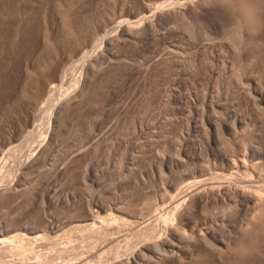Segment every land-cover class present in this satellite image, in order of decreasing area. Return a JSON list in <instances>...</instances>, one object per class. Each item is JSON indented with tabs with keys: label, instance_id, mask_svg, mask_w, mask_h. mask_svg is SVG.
Masks as SVG:
<instances>
[{
	"label": "rangeland",
	"instance_id": "obj_1",
	"mask_svg": "<svg viewBox=\"0 0 264 264\" xmlns=\"http://www.w3.org/2000/svg\"><path fill=\"white\" fill-rule=\"evenodd\" d=\"M191 2L0 0V264H264V204L240 193L264 198V0H208L184 18ZM79 77L82 96L55 111ZM50 116L47 156L23 167ZM87 217L107 238L86 236ZM25 230L37 237L14 241Z\"/></svg>",
	"mask_w": 264,
	"mask_h": 264
},
{
	"label": "bare ground",
	"instance_id": "obj_2",
	"mask_svg": "<svg viewBox=\"0 0 264 264\" xmlns=\"http://www.w3.org/2000/svg\"><path fill=\"white\" fill-rule=\"evenodd\" d=\"M198 1V3L200 2L201 3V5H198V6H194L193 4H192V2H191V4L193 5V6H188V7H190V8H187V9H185L184 7H178L177 8V12L178 13H180L181 15H183V17H184V15H186V14H188V13H190V12H192V13H194V12H197L198 11V8L199 7H202L203 5H206V3H208V0H194V3L195 2H197ZM211 1V0H210ZM199 3V4H200ZM181 4V3H180ZM190 4V5H191ZM197 4V3H196ZM176 5V4H175ZM189 5V4H188ZM197 10V11H196ZM174 11V10H173ZM176 11V10H175ZM250 11V10H249ZM192 16V15H191ZM248 16V15H247ZM255 17V16H254ZM185 18V17H184ZM142 20V19H141ZM137 21V20H136ZM145 21V20H144ZM139 22H141L140 20H139ZM133 23H134V21H133ZM150 23H151V21H150ZM131 24V23H130ZM129 24V25H130ZM136 24V23H135ZM118 25H121V24H118ZM128 25V27L126 26V29H123V32L124 33H126V34H129V35H131L130 34V32L132 33L133 32V30H134V25H133V27H132V25H130L129 26ZM153 25V24H152ZM123 27V26H122ZM125 27V26H124ZM145 27V26H144ZM63 28V27H62ZM115 28V27H114ZM139 28V27H138ZM120 30H121V28H120ZM138 30V32H139V29H137ZM144 30H145V28H144ZM136 31V30H135ZM134 31V32H135ZM142 32H143V30H142ZM153 32V31H152ZM121 33V32H120ZM140 33V32H139ZM122 34V33H121ZM121 34H119V35H121ZM138 34V33H137ZM136 34V35H137ZM105 35V34H104ZM103 35V37H101L102 39H101V41L102 42H104V43H106V42H108V40L109 39H111V38H113L114 39V37L113 36H109V35H106V36H104ZM128 35V36H129ZM99 38V37H98ZM122 38V37H121ZM134 38V37H133ZM120 39V38H119ZM141 39V38H140ZM90 40V39H89ZM109 43V42H108ZM135 43V42H134ZM100 44H102V43H100ZM93 50V49H92ZM94 54V53H93ZM96 54V53H95ZM99 54V53H98ZM95 56V55H94ZM97 56V55H96ZM87 57V56H86ZM86 59V58H85ZM96 60H97V57H96ZM98 61H96V63H97ZM98 64V63H97ZM94 66H96V64L94 65ZM92 67V66H91ZM93 68V67H92ZM25 70V69H24ZM29 70V69H28ZM93 72V71H92ZM58 75V74H57ZM77 76V75H76ZM80 76V75H79ZM76 82H78V91H77V93H76V91H75V94L74 93H72V94H74V95H72V96H70V97H68L67 95H65V98L64 97H62L63 99H61V100H59V103L57 104V102L58 101H56V104H57V106L56 105H54L55 106V108H54V106L52 107V108H54V110L55 111H57V110H59L60 111V107L62 108H65L66 106L65 105H67V106H69V104L71 105V102H74L75 100H77V98H79V97H81L82 96V94H83V90H85L86 88V86H85V84L87 83L86 82V79L84 80L82 77H79L78 79H77V81ZM25 84V83H24ZM48 84H50V83H48ZM249 84H251V83H249ZM253 85V84H252ZM255 87V86H254ZM51 88H53V85L50 87V89L49 90H51ZM53 89H55V88H53ZM57 89V88H56ZM255 89H256V87H255ZM254 89V90H255ZM255 91H257V90H255ZM257 94H260V92H256ZM205 96L202 98V100L204 101V99L205 100H207L205 97H206V94H204ZM211 98H212V96H211ZM210 97H209V99L208 100H210L211 99ZM82 99V98H81ZM212 100V99H211ZM210 100V101H211ZM203 101L202 102H200L201 103V105L203 104ZM212 101H214V100H212ZM77 102V101H76ZM215 102H217V101H215ZM208 103H210L211 104V102H208ZM217 103H219V102H217ZM217 103L215 104L214 103V109H217V108H215V107H218L219 106V104L217 105ZM52 104H55V103H52ZM207 104V103H206ZM213 104V103H212ZM200 105V106H201ZM204 105V107L206 106L205 104H203ZM203 105H202V108L201 109H204V107H203ZM50 106V105H49ZM65 106V107H64ZM199 106V107H200ZM207 106H209V104H207ZM210 107H212V106H210ZM209 107V108H210ZM211 109V108H210ZM212 109H213V107H212ZM49 110V109H48ZM52 110V109H51ZM197 111L198 110H200V108L198 109V106H197V109H196ZM205 110V109H204ZM201 111H203V110H201ZM54 112V111H53ZM52 113V112H51ZM59 113V112H58ZM201 113H204V111L203 112H201ZM47 114V113H46ZM199 114V113H198ZM54 115V114H53ZM200 115V114H199ZM213 116V115H212ZM199 117V116H198ZM203 118L205 117L204 115L202 116ZM200 118H201V116H200ZM200 118L198 119V120H200ZM202 118V120H204ZM34 119H36L35 117H34ZM48 119V118H47ZM201 120V121H202ZM200 121V122H201ZM38 122H39V120H38ZM199 122V123H200ZM219 121H218V119L217 118H215V117H211V115H210V117H207V123H208V126L209 127H211L212 128V130H214L216 127H220V125H219V123H218ZM54 123H55V119H54V117H52V116H50L49 117V125L47 124V126H46V128H45V134L46 135H44V137L42 138V140H41V138L40 139H38V140H41L40 142L38 141V143H37V145L35 144V146L34 147H36V149H35V153L33 154L32 153V155H28V158L26 159V161H24V162H22V166L23 167H25V168H28L29 166H32V165H34V164H36L39 160H40V158L45 154V152L47 151V148L50 146V144H51V140H52V137H53V133L55 132H53V129H54ZM224 123V122H223ZM203 124V123H202ZM221 124V123H220ZM198 125V124H197ZM200 125V124H199ZM198 125V127H200ZM55 126H56V123H55ZM203 126V125H202ZM48 127V128H47ZM207 127V126H206ZM225 127H231L230 125H228V124H225ZM204 128H205V125H204ZM46 129H47V131H46ZM201 129V128H200ZM220 129V128H219ZM227 129H229V128H227ZM37 130V129H36ZM202 130V129H201ZM200 130V131H201ZM205 130V129H204ZM216 130H218L217 128H216ZM47 132V133H46ZM205 132V131H204ZM44 134V133H43ZM238 138V137H237ZM28 139V138H27ZM247 139V138H246ZM264 139V138H263ZM31 140V139H30ZM26 141V140H25ZM28 141H29V139H28ZM27 141V142H28ZM22 143V142H21ZM23 143H24V141H23ZM253 144V143H252ZM16 146V145H15ZM18 146V145H17ZM23 146H24V144H23ZM34 147H32V148H34ZM21 148H23L22 147V144H21ZM49 149V148H48ZM33 150V149H32ZM257 150V149H256ZM258 151V150H257ZM33 152H34V150H33ZM31 153V152H30ZM47 153V152H46ZM254 153V152H253ZM260 153V152H259ZM46 155V154H45ZM254 155V154H253ZM47 156V155H46ZM260 156V155H259ZM44 158V157H43ZM230 158V157H229ZM42 160V159H41ZM44 160V159H43ZM260 160V159H259ZM45 161V160H44ZM241 161H243V159L241 160ZM258 161V160H257ZM233 162V161H232ZM237 162H239V160L237 161ZM253 162V161H252ZM255 162V161H254ZM253 162V163H254ZM261 162V161H260ZM235 163V162H234ZM248 163V162H247ZM251 163V162H250ZM21 164V163H20ZM232 164V163H231ZM256 164V163H255ZM259 164V163H258ZM235 165V164H234ZM233 165V166H234ZM238 165V164H237ZM254 164H251V166H253ZM231 166V165H230ZM247 165H245L244 164V166L243 167H246ZM255 166H257V165H255ZM37 167V166H36ZM237 167V166H236ZM242 167V166H241ZM227 168H228V166H227ZM227 168H225V169H227ZM247 168V167H246ZM252 169H254V168H252ZM260 169H261V167H260ZM228 170V169H227ZM249 170V169H248ZM247 170V171H248ZM19 171V170H18ZM28 171V170H27ZM254 171H255V169H254ZM210 172V171H209ZM218 172V171H217ZM243 172H245V171H243ZM251 172V171H250ZM257 172V171H256ZM260 171L258 170V172H257V174L259 173ZM264 172V171H263ZM263 172H260L261 174H262V176L264 175V173ZM240 173V172H239ZM260 173H259V176H260ZM220 175V174H219ZM221 175H222V173H221ZM220 175V176H221ZM227 175V174H226ZM217 176V175H216ZM223 176V175H222ZM236 176V175H235ZM192 177V176H191ZM195 177V176H194ZM205 177V176H204ZM237 177V176H236ZM211 178V177H210ZM213 178H215V177H213ZM217 178V177H216ZM219 178V177H218ZM245 178H246V176H245ZM258 178V177H257ZM260 178H262V177H260ZM264 178V177H263ZM195 179V182L198 184V185H202V184H204L205 183V181H204V179H206V177L205 178H202L201 179V181L199 180V179H197V178H194ZM209 179V178H208ZM221 179V178H220ZM190 180H191V178H190ZM192 181H193V183H194V180L192 179ZM215 181V180H214ZM253 181V180H252ZM225 182V181H224ZM226 182H227V180H226ZM240 182H241V180H240ZM228 183V182H227ZM239 183V182H238ZM258 183H260V181L258 182ZM196 184V185H197ZM208 185V184H207ZM260 185V184H259ZM184 186H187L186 184L184 185ZM183 186V187H184ZM193 186V185H192ZM230 186V185H229ZM13 187V186H12ZM190 188H192L191 186H189ZM193 187H195V186H193ZM198 187V186H197ZM244 187V186H243ZM243 187H242V189H243ZM261 187H262V185H261ZM264 187V186H263ZM4 188V187H3ZM2 188V190H5V188L3 189ZM10 188V187H9ZM9 188L7 187V189L9 190ZM203 188L205 189V187L203 186ZM202 188V190L199 188V189H197V191H193L194 193H192V196L191 197H187L186 199H184V198H182L183 200H181L180 202H179V205L180 206H178V207H174L175 208V210L176 211H178V213H176V214H178L177 216H178V218H179V216H181L182 215V213H184L183 211H182V209H179L180 207H183V208H185V207H190L191 205H194L193 203L194 202H196L197 201V198L199 197V196H201V194L202 193H204V192H202V191H205L204 189ZM211 188V187H210ZM228 188H230V187H228ZM234 188V187H233ZM13 189V188H12ZM218 189V188H217ZM216 189V190H217ZM242 189H240V193H241V197L244 199V198H246V200H248V201H251V202H260L258 205H262V204H264L263 203V200H264V198H263V195H261V193L259 194V192L257 193L256 192V190L255 191H251V192H247V191H244V190H242ZM245 189V188H244ZM11 190V189H10ZM225 190V189H224ZM223 190V191H224ZM1 191V190H0ZM7 191V190H6ZM191 191V190H190ZM214 191V189L212 190V192ZM218 191V190H217ZM226 191H228V189L226 190ZM229 192V191H228ZM228 192H227V194H228ZM234 192V191H233ZM207 193V192H206ZM237 193V192H236ZM238 193H239V191H238ZM239 193V194H240ZM264 193V192H263ZM190 194V193H189ZM224 194V193H223ZM259 194V195H258ZM191 195V194H190ZM204 195V194H203ZM206 195V194H205ZM204 195V196H205ZM208 195V194H207ZM217 195H218V193H217ZM261 195V196H260ZM188 196V195H187ZM203 196V197H204ZM227 196V195H226ZM237 196V195H236ZM202 197V196H201ZM201 197H200V199H201ZM210 197V196H209ZM222 197V196H221ZM224 197V196H223ZM229 197V196H228ZM238 197V196H237ZM263 198V200H262V198ZM231 199V198H230ZM178 200V199H177ZM199 200V199H198ZM203 200V199H202ZM201 200V201H202ZM208 200V199H207ZM237 200V199H236ZM175 201V200H174ZM236 202V201H235ZM241 202V201H240ZM199 203V202H198ZM206 203V202H205ZM245 203V202H244ZM242 204V203H241ZM253 204H255V203H253ZM257 204V203H256ZM153 205V204H152ZM206 205V204H205ZM246 205H249V204H246ZM256 206L255 208H257V207H260V206ZM177 206V205H176ZM263 206V205H262ZM171 207V206H170ZM222 207V206H221ZM248 207V206H247ZM250 207V206H249ZM174 208L172 207V211L174 210ZM176 208H178V210L176 209ZM216 208V207H215ZM252 207H250V209H251ZM254 208V207H253ZM228 209V208H227ZM226 209V210H227ZM263 209V208H262ZM169 210V209H168ZM207 210V209H206ZM218 210V209H217ZM224 210V209H223ZM223 210H221V211H223ZM225 210V211H226ZM229 210V209H228ZM248 210H249V208H248ZM264 210V209H263ZM238 211V210H237ZM252 211V210H251ZM257 211V210H256ZM120 212H121V210H120ZM162 212V211H161ZM170 212V211H169ZM168 212V213H169ZM227 212V211H226ZM258 212H259V210H258ZM216 213V212H215ZM255 213H257V212H255ZM175 214V215H176ZM251 214V213H250ZM221 215V214H220ZM225 215V214H224ZM263 215V214H262ZM165 216V215H164ZM169 216V215H168ZM188 216V215H187ZM223 217V216H222ZM121 218H124V217H121ZM126 218V217H125ZM154 218V217H153ZM172 218H174V217H172ZM180 218H182V217H180ZM205 218H207V217H205ZM227 218V217H226ZM127 220L129 219V218H126ZM125 219V220H126ZM163 219H164V217H163ZM165 219H167V218H165ZM83 220H85V222L83 223V224H80V228L82 229V231L83 232H86V236H88V238L89 237H91V238H93L94 237V241L95 240H97L98 238H107V235H108V231L106 230V226L104 227L105 228V231H103V230H95L96 228H90L91 227V223H92V226H94L93 225V220L91 219V218H85V219H83ZM87 220H91L90 222H86ZM124 220V221H125ZM126 220V221H127ZM129 220H131V219H129ZM221 220V219H220ZM123 221V220H122ZM153 220H151V222H152ZM164 221V220H163ZM131 222H134V220L133 221H131ZM149 222V221H148ZM165 222V221H164ZM205 222V221H204ZM94 223H95V221H94ZM121 223V222H120ZM126 223V222H125ZM130 223V222H129ZM136 223V222H135ZM143 223V222H142ZM247 223V222H246ZM133 224V223H132ZM152 224V223H151ZM173 224V223H172ZM204 224H207V223H204ZM209 224V223H208ZM119 225V224H118ZM121 225H123V224H121ZM141 225H143V224H141ZM141 225H140V228H136L137 229V232H136V230H135V234L137 235V236H140V235H142L143 236V232L145 233V232H151V231H153V229L152 228H154V223H153V227H152V225H150V224H144L142 227H141ZM157 225V224H156ZM171 225V224H170ZM82 226V227H81ZM125 226V225H124ZM139 226V225H138ZM119 227V226H118ZM131 227V226H130ZM79 228V229H80ZM85 228H88V230H86V231H84V229ZM103 228V227H102ZM103 228V229H104ZM133 228V227H132ZM99 229V228H98ZM119 229V228H118ZM152 229V230H151ZM205 229V228H204ZM212 229V228H211ZM110 230V229H109ZM129 230V229H128ZM201 230V229H200ZM203 230V229H202ZM81 231V230H80ZM156 231V230H155ZM192 231V230H191ZM18 232H21V231H18ZM16 233L15 235H14V237L16 236V238H14L15 240L14 241H16V239H17V237H23V238H25V239H34L35 237H37V233H36V231H32V230H30V231H27L26 232V230H25V232H21V233ZM186 232V231H185ZM199 232V231H198ZM202 232V231H201ZM114 233V232H113ZM187 233V232H186ZM206 233V232H205ZM5 234L6 233H3V232H0V242H1V240H4V239H6L5 237ZM36 234V235H35ZM39 234V233H38ZM41 234V233H40ZM84 234V238H86L85 237V233H83ZM82 234V235H83ZM133 234V233H132ZM190 234H191V232H190ZM126 235V234H125ZM147 235H148V233H145L144 234V238L145 237H147ZM193 235H194V233H193ZM204 235V234H203ZM206 235V234H205ZM8 236V235H7ZM12 236V235H11ZM44 236V235H43ZM42 236V237H43ZM135 235L133 234V237H134ZM135 237V238H138V237ZM185 236V235H184ZM195 236V235H194ZM199 236H200V234H199ZM213 236V235H212ZM45 237V236H44ZM190 237V236H189ZM188 237V238H189ZM203 236H201V238H202ZM12 238V237H11ZM82 238V237H81ZM90 238V239H91ZM97 238V239H96ZM103 238H102V240H103ZM132 238V237H131ZM141 238V237H140ZM164 238V237H163ZM187 238V239H188ZM200 238V239H201ZM89 239V240H90ZM115 239V238H114ZM130 238H128V239H126L127 241L129 240ZM134 239V238H133ZM132 239V240H133ZM146 239V238H145ZM167 239H168V237H167ZM203 239H204V237H203ZM201 240V241H203L204 242V240H206V239H204V240ZM12 240V239H11ZM87 240V239H86ZM100 240V239H99ZM142 240H143V238H142ZM164 240H166V239H164ZM199 240V239H198ZM208 240V239H207ZM20 240L18 239V241L17 242H19ZM21 241H22V238H21ZM25 241V240H24ZM78 241H80L79 240V238H78ZM84 241V240H83ZM91 241V240H90ZM154 241V240H153ZM158 240H156L155 242H157ZM159 241H162V239H160ZM172 241V240H171ZM200 241V240H199ZM210 241V240H209ZM72 242V241H71ZM81 243H82V241H80ZM97 242V241H96ZM115 242V241H114ZM119 242V241H118ZM173 242V241H172ZM12 243V242H11ZM16 243V242H15ZM21 243V242H20ZM19 243V244H20ZM41 243H43V242H41ZM89 243V242H88ZM87 243V244H88ZM135 243V242H134ZM158 243V242H157ZM157 243H154V242H152V243H150L153 247L152 248H154V246H157L158 247V245L159 244H157ZM181 243V242H180ZM22 244H23V241H22ZM21 244V245H22ZM26 244V243H25ZM30 244V243H29ZM36 244V243H35ZM70 244H73V243H70ZM91 244H92V242H91ZM97 244V243H96ZM103 244H104V242H103ZM106 244V243H105ZM114 244H116V243H114ZM128 244V246H129V243H127ZM148 244V247L149 246H151L149 243H147ZM191 244V243H190ZM5 245V244H4ZM7 245V244H6ZM18 245V243H16V246ZM167 245H169V244H167ZM174 244H172V246H173ZM177 245V244H176ZM11 246V245H10ZM28 246V243H27V245L26 246H24V244H23V250H29V249H27L26 247ZM45 246V245H44ZM73 246V245H72ZM76 246V245H75ZM88 246V245H87ZM90 246V245H89ZM143 246V245H142ZM146 246V245H145ZM1 247V246H0ZM6 247V246H5ZM14 247V246H13ZM39 247V246H38ZM86 247V246H85ZM91 247V246H90ZM94 247V246H93ZM160 247V246H159ZM178 247V246H177ZM19 248H21L20 246H19ZM19 248H18V250H19ZM73 248V247H72ZM78 248V247H77ZM96 248V247H95ZM112 248V247H111ZM2 249V248H1ZM103 249H105V248H103ZM108 249V248H107ZM129 249V248H128ZM148 249V248H147ZM149 249H150V247H149ZM163 249V248H162ZM14 250H16V249H14ZM13 250V251H14ZM35 250V249H34ZM68 250V249H67ZM100 250V249H99ZM102 250V249H101ZM158 250V249H157ZM164 250V249H163ZM13 251H9V252H12L13 253ZM20 251H22L21 249L19 250V252ZM26 251H23L22 252V254L24 253V252H26ZM31 251V250H30ZM37 251H39L38 249H37ZM36 251V252H37ZM92 251V250H91ZM105 251V250H104ZM107 251V250H106ZM150 251V250H149ZM174 251V250H173ZM8 252V251H7ZM29 252V251H28ZM145 252V251H144ZM175 252V251H174ZM0 253H1V251H0ZM39 253V252H38ZM93 253V252H92ZM101 253V252H100ZM99 253V254H100ZM124 253V252H123ZM146 253V252H145ZM155 253V252H154ZM13 254H17L18 255V251L16 252V253H13ZM27 254V253H26ZM29 254V253H28ZM31 254V256H32V253H30ZM63 254V253H62ZM98 254V253H97ZM96 254V255H97ZM103 254V253H102ZM140 254H142V256H144L145 254H143V252H141ZM2 255H4L3 253H1L0 254V256L1 257H3ZM10 255H11V253H10ZM20 256H21V253L19 254ZM104 255V254H103ZM150 255V254H149ZM5 256V255H4ZM8 255H6V257H7ZM16 256V255H15ZM23 256V255H22ZM24 256H26V255H24ZM40 256V255H39ZM44 256V255H43ZM10 257V256H9ZM12 257H13V255H12ZM53 257V256H52ZM129 257V256H128ZM16 258V257H15ZM19 258V257H18ZM57 258V257H56ZM87 258V257H86ZM101 258H102V256H101ZM183 258V257H182ZM8 259V258H7ZM12 259V258H11ZM20 259V258H19ZM83 259H85V258H83ZM129 259V258H128ZM18 259H16V261H17ZM23 260V259H22ZM49 260V259H48ZM58 260V259H57ZM8 261V260H7ZM11 261V260H10ZM13 261V260H12ZM11 261V262H12ZM20 261V260H19ZM43 261V260H42ZM21 262V261H20ZM32 262V261H31ZM45 262V261H44ZM62 262V261H61ZM101 262V261H100ZM33 263V262H32ZM85 263V262H84ZM83 263V264H84ZM137 263V262H136ZM29 264V263H28ZM33 264H35V263H33ZM139 264V263H138Z\"/></svg>",
	"mask_w": 264,
	"mask_h": 264
}]
</instances>
